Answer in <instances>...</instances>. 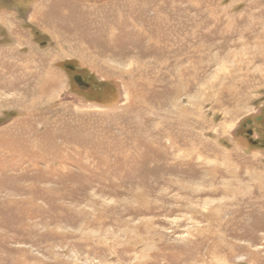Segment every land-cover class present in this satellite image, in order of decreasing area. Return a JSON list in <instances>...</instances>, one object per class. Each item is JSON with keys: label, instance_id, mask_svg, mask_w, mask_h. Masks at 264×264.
<instances>
[{"label": "rangeland", "instance_id": "374dc122", "mask_svg": "<svg viewBox=\"0 0 264 264\" xmlns=\"http://www.w3.org/2000/svg\"><path fill=\"white\" fill-rule=\"evenodd\" d=\"M0 264H264V0H0Z\"/></svg>", "mask_w": 264, "mask_h": 264}, {"label": "water", "instance_id": "95a60500", "mask_svg": "<svg viewBox=\"0 0 264 264\" xmlns=\"http://www.w3.org/2000/svg\"><path fill=\"white\" fill-rule=\"evenodd\" d=\"M67 67L70 69L73 68V66L69 64H67ZM74 80L80 85H85V86L87 85L79 75H74Z\"/></svg>", "mask_w": 264, "mask_h": 264}, {"label": "flooded vegetation", "instance_id": "af4514ba", "mask_svg": "<svg viewBox=\"0 0 264 264\" xmlns=\"http://www.w3.org/2000/svg\"><path fill=\"white\" fill-rule=\"evenodd\" d=\"M82 87H83V88H86V86H85V85H82Z\"/></svg>", "mask_w": 264, "mask_h": 264}]
</instances>
